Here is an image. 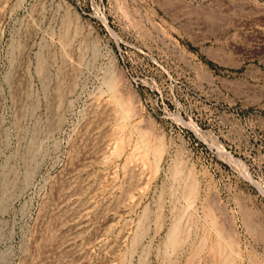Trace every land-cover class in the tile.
Here are the masks:
<instances>
[{"label":"rangeland","instance_id":"374dc122","mask_svg":"<svg viewBox=\"0 0 264 264\" xmlns=\"http://www.w3.org/2000/svg\"><path fill=\"white\" fill-rule=\"evenodd\" d=\"M0 264H264V0H0Z\"/></svg>","mask_w":264,"mask_h":264}]
</instances>
